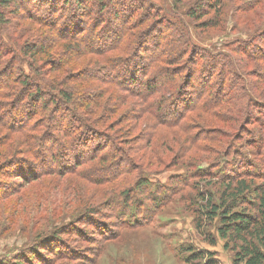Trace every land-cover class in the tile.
<instances>
[{"label": "rangeland", "instance_id": "374dc122", "mask_svg": "<svg viewBox=\"0 0 264 264\" xmlns=\"http://www.w3.org/2000/svg\"><path fill=\"white\" fill-rule=\"evenodd\" d=\"M60 1L63 3L70 1L72 4L76 1L78 16L88 29L94 28L101 17L108 20L107 25L111 32L107 34V37L114 38L118 30L120 34H123L121 43L114 51L101 56L73 54L75 48L73 46L77 43L64 39L55 40L49 28L44 25L47 21L48 6L29 1V4L23 6L7 9L0 7V45H9L6 52L0 48V53L3 52L0 56V74L5 70H10L13 74L8 87L0 92V105L8 104L13 100L12 96L15 97L19 93L20 81L24 79L22 72L28 75L32 69L35 75L42 78L46 84L41 89L43 98L67 88V92H73L76 103L71 105L78 114L85 113L78 106L95 105L93 109L96 111L90 121L94 122L95 129L109 138L110 136L115 137V133L123 127L121 123L117 125L118 127L114 124V128H106L105 120H102L101 124H96V120H100L101 115L105 114L102 108L120 102L118 99L123 96L126 99L124 102L126 105L119 109L128 107L132 98L124 91L110 95L114 89L109 81L103 79L107 75L104 68L109 65L110 60L111 62H123L135 52V49L128 51V45L131 44L135 34L137 35L140 31L135 24L141 14H147L151 10L154 12L153 18L157 19L152 23L153 28L157 29L150 33L151 37L148 39L149 44L152 45H155L153 42L159 41L158 36L161 32H164L160 37L161 45L165 39L169 41L177 36L176 34H173V37L169 36L174 26L189 32L191 41L203 52L208 50L228 56L229 44L235 38L244 36L236 32L230 20L224 27L221 25L207 26L205 22L213 19V12L204 15L201 20L190 19L186 15V10L192 7L196 0H187L178 8L172 4L171 0H134L133 2H140L146 7L145 10L136 11L135 14H131L135 9L133 5L136 4L132 0H105L104 2L111 11H103L101 15H99L95 0ZM222 4L225 10H230L232 4L235 7L238 3L234 0H223ZM83 7L92 8V14H89L88 10L84 12ZM114 7L121 16V19L115 22H113L112 10ZM61 16L67 18V11L57 13L55 18ZM129 18L131 22L126 28L125 22ZM167 20L172 24L168 28L166 24H162ZM175 38L180 40V37ZM35 45L38 49L42 45H51V47L48 52L43 51L46 54L39 55V63L31 65L32 59L25 53L27 51L29 53L30 48ZM135 53L139 56V61L144 57L149 60L151 56L149 50L140 49ZM233 56L239 59L236 61L241 71L239 75H242L245 81L234 80L238 88V96L235 103H232L231 114L222 110H216L209 115L194 112L184 121L188 126H193L191 133L195 134L193 141L196 138L200 139L196 143L199 150L192 147V151L179 158L173 157L174 153L166 151L162 159L153 153L150 154L148 146H144L143 151L136 148L135 146L139 143L135 138L127 145L115 141L111 146L122 150L131 163L122 165L119 169L121 171L112 169V173L105 178L108 179L105 183L93 182L94 178H91L95 175L97 180H101L103 174L98 172V169L110 162L108 160L102 163L99 157L76 169H72V166L73 172L69 175H62L61 171L66 167L65 164L69 166L73 164H70L72 161L67 160V162L60 161L62 163H59L60 167H54L56 174L36 177L35 173L41 169V166H38V169L33 167L38 164L32 163V156L26 154L25 148L28 146L24 143L28 139L30 145L35 142L40 144L38 137L45 130L46 123L43 118L49 109H42L41 103L34 101L36 99L30 98L29 95L28 98L22 100L20 110L17 109L13 114L2 111L5 119L18 115L23 121L27 120L31 127L33 123L34 126L24 133H12L0 122V165L6 160V157L2 160L1 155L6 152L8 155L11 148L16 151L13 157L20 159L19 163L8 167L2 171V174L5 172L18 176L21 173L26 174V167L31 168L30 176L9 175L0 179V264H14V259L17 258L24 260L19 261V264H190L186 259L189 256L187 253L189 248L206 254L207 261L211 259L214 264H233L234 253L224 248L226 240L221 238L218 232L221 228L219 216L209 221L202 213L205 208L203 200L196 197L199 191L213 196L214 201L218 203L224 185L222 182L233 176L243 177L251 185L264 182V86L257 89L258 85L264 84L262 81L264 57L252 61L242 55L234 54ZM140 66L146 67V63L142 61ZM164 66L165 64L161 62L155 63L148 70V74L151 76ZM187 66L190 67V62ZM247 94L250 98H247ZM236 104L238 105L233 107ZM237 108H248L249 114H246L245 118L243 116L237 118L235 115ZM57 112L58 119L61 121L64 113H61V110ZM129 118L130 114L122 112L120 120ZM72 120L70 116L67 117L63 127L72 124ZM139 120L137 124L134 123L136 127L133 132L134 137L137 136L143 124V118ZM244 130L247 131L245 134ZM173 131L172 129L156 130L153 138L161 135L162 141L164 140L162 136L173 137ZM210 131L215 134L216 138L208 140L204 136L203 132ZM49 134H52L56 141L48 138L52 144L44 143L46 150L42 152V156L47 158L48 163H45L47 168H51L52 163L49 161L52 158L58 160L57 158L60 157L57 148L61 149L58 140L63 138V129L55 125L52 133ZM233 136L237 142L234 145L237 154L230 155L231 159L227 161L228 164L217 165L218 163L214 162L228 152L230 146L228 137ZM254 136L259 137L263 143H257ZM33 138H36L35 142ZM66 138L67 135L63 139ZM252 140L256 141L254 146L251 144ZM219 144L225 145L221 148ZM171 148H175V145ZM159 149L162 151V148ZM209 149H213L215 153H207ZM85 154L89 156L93 153L87 151ZM22 161L26 163H21ZM211 163L214 167L209 166ZM197 166L205 169L201 170L202 174H208L207 167H209V172L215 174V177L189 179ZM126 168L129 169L124 172ZM13 171L15 173H12ZM142 175H148L152 183L159 187L157 194L163 193V196L168 199L158 205L147 203L154 211L148 221L143 223L123 221L124 211L118 212L119 208L113 203L119 193L122 194L130 187L133 188L137 177ZM144 189L146 191L139 194L142 201L145 200V194H155L151 193L150 189ZM134 197L135 195H132V198ZM134 200L137 201L138 198ZM139 212V210L135 212L133 208L130 218L136 216L134 217L136 219ZM126 214H129V211H126ZM196 226L200 230L196 229ZM208 238L214 241V245L208 242ZM52 242L60 243L63 251L68 254L67 258L58 259L56 252L53 253L55 255L51 254L54 249ZM207 254L211 255L207 256ZM194 264H205V261Z\"/></svg>", "mask_w": 264, "mask_h": 264}, {"label": "trees", "instance_id": "16d2710c", "mask_svg": "<svg viewBox=\"0 0 264 264\" xmlns=\"http://www.w3.org/2000/svg\"><path fill=\"white\" fill-rule=\"evenodd\" d=\"M29 1L35 4L41 3L48 6L46 12L47 21L44 25L49 28L55 40L64 39L65 41H72L71 43H77V45L73 46L75 47L73 49V54L76 53L83 56L96 54V56H101L114 51L118 48L117 45L121 43L123 34H120L118 30L115 32L116 35L114 38L107 37V34H109L111 30H109L107 25L108 20L103 17L100 18V21L96 23L94 28H86L85 24L78 16L79 12L76 11L78 7V5L75 4L76 1L73 2L74 5L70 1L63 3L60 0H0V7L7 9L8 7L23 6L27 3L29 4ZM104 1L105 0H95V4L99 9V15H101L103 11H111ZM133 1L134 0H132V2ZM185 1L187 2V0H171L172 4L177 8L182 6ZM234 1L238 4L235 7H233L232 4V9L230 10H225V6L222 4L223 0H196L193 3L194 5L186 10V15L194 21L201 20L204 15L213 12V19L205 22L207 26L217 27L221 25L224 27L229 20L234 24L233 27H235L236 32L244 36L235 38L234 41L229 44L228 56L208 50L203 52L199 46L191 41L189 32L174 26L169 36L173 37V34H176L177 36L175 37H180V40H176L175 37L169 41L165 39L161 45L160 37H162L164 33L161 32V35L159 34L158 36L159 41L153 42L155 45L149 44L150 42L148 39L151 37L150 33L157 29L156 27L155 29L153 28L152 23L156 22L157 19H155L156 17L153 18L154 12H151V10L147 14H141V17H138L137 24L135 25H137L140 31L137 35L135 34L131 44L128 45V51L132 49H135V52L140 49L144 51L149 50L151 51L150 59L146 60V57H144L139 61V56L133 52L123 62H111L110 60L109 65L104 68L105 71H107V75L104 76V78L102 77L113 86L114 90L110 95H114V92L120 93L124 91V93L132 98L128 107L119 109V107L126 105L124 103L126 99L123 98V96L118 99L120 102H115L102 108V112H105V114L101 115L102 118H100V120H96V124H101L102 120H105L106 128L109 127V129L122 123L123 129H119V131L115 133V137L110 136L111 138H109L93 127L94 122H91L90 118L95 114L96 110L94 111L93 109L95 105L78 106L80 110L85 111L83 114H78L72 109L73 107L71 105L76 103L74 101V95H72L73 92H67L68 89L63 88L64 90L61 89L54 93V95L50 94L51 96L49 95L43 98L41 89L46 85L44 80L35 75L32 69L29 71L30 73L28 75L22 72V77L24 79L20 81L21 87L19 88V93H17L15 97L12 96L13 100L8 104L0 105V113L3 111L13 114L17 109L20 110L22 107V100L28 98L29 95L30 98L36 99L34 101L41 103L42 109H49L43 118V121L46 123L45 130H43L38 137L40 144L35 142L36 138H33L35 144L33 143L30 145L28 139H26L24 143V145L28 146L25 148L26 154H31L32 157H30L34 165L38 164L33 167L38 169V166H41V169L35 173L36 177L45 174H56L57 172H55L54 167H60V161L67 162V160L72 161L70 164H73L71 166L65 164L66 167L61 171L62 175H69L73 172L72 169H76V167L84 165L99 157V160L103 161L102 163L108 160L110 162L98 169V172L103 174V179L97 180L95 175L91 178H94L93 182L105 183L108 180L105 178L108 174L112 173V169L115 168L119 170L122 165L131 163L127 160L122 150L116 147L113 148L111 144H114L116 141L119 144L127 145L133 138L139 143L135 146L136 148H140V150L143 151L144 146H148V152L150 154L153 153L162 159L165 157L164 153L166 151L174 153L173 157L179 158L185 153L192 151V147L199 150V146L196 143H198L200 139L196 138V142L193 141L195 134H191L193 126H188L184 123V121L189 118H187V116L194 112L209 115V113L216 110L227 111L231 114L230 111L233 110L231 108L232 103H235L238 96V88L234 80L242 82L244 80V77L239 75L240 69L236 63L239 59L233 55H242V57L252 61H257L264 57V0ZM132 2L130 1V3ZM133 3L136 4L133 5ZM133 3L132 5L135 9L131 14H135L136 11L139 12L146 8L140 2ZM83 9L84 12L88 10L89 14H92V8L83 7L82 10ZM115 9V7L112 8L114 17L113 22L117 21V19L118 21L121 19L120 13ZM62 11H67V18L63 17L64 15L55 18L57 13L59 14ZM229 11L231 12L229 13ZM111 22L112 19L110 20V23ZM130 22L131 18L126 20V28L129 26ZM134 22H136V20ZM162 24H166L167 28L172 25L169 20H167V22L164 21ZM50 47L51 45H42L38 49L35 45L33 48H30L29 53L27 51L25 55L30 56L32 59L31 65L39 63V55L46 54L43 51L48 52ZM0 48L2 51L6 52L9 49V45H0ZM2 53L3 52L0 53V56ZM142 61L146 63V67L140 66ZM52 62L53 61H51V63ZM150 62L151 64L149 65ZM159 62L165 64L164 68L160 71H156V73L150 76L148 70L153 67L155 63ZM189 62L191 68L187 66ZM12 75L10 70H5L0 74V92L3 88L8 87ZM262 81L264 82V78ZM37 82L38 84L35 85ZM263 86L264 84L258 85L257 89ZM247 98H250V96L248 95ZM133 99L136 100V102ZM237 105L238 104L233 107ZM7 106H9V108H6ZM69 107L71 108L68 109ZM58 110L64 113V117L61 121L58 119ZM235 111L237 118L240 116L245 118V115L249 114L248 108H237ZM122 112L130 114V118L127 120H120ZM2 113L0 114V122L5 125L9 132L24 133L31 130L34 126L33 123L31 127L27 120L26 122L23 121L21 116L18 115L5 119ZM69 116L73 119L72 124L63 127V123ZM140 118H143V124L137 136L134 137L135 134L133 132L136 128L135 124H137V121H140ZM241 119L242 118H240V120ZM234 120H236V118ZM55 125L63 129V138L65 135H67V138L58 140L61 149L57 148V152L60 154V157L57 158L58 160L52 158L49 161V163H52V166L51 168H47L45 164L48 163L46 161L47 158L42 156V152L46 150L44 143H46V145L52 144L50 142L51 140L48 138L55 139L52 134H49L50 132L52 133ZM190 125H192V123ZM171 129L174 130L173 137L162 136V139H164L162 141L161 135L153 138L154 131ZM246 132V130L243 131L244 134ZM203 133L208 140L216 138L212 131ZM254 139H256L259 144L263 143L257 136ZM228 140L230 145L228 147V152L222 155L223 159H220V156L218 160L214 162L218 163L217 165L222 163L228 164L227 161L229 162L231 159L230 155L237 154V150L234 148V145L237 144L235 137H228ZM256 141L252 140V146H254ZM143 142L144 144L142 145ZM172 145H175V148H171ZM219 145L222 148L225 144ZM159 148H162V151ZM230 149L233 150L232 153ZM87 151L93 154H88L89 156H87V154H85ZM14 152H16L15 149L11 148L8 155L7 152L1 155L2 160L6 157L5 162L0 165L1 180L9 175L21 177L22 173L19 174L20 176L5 172L2 174V171L8 167L15 166V163H19L20 159L13 157ZM209 152L215 153L213 149H209L207 153ZM189 159L190 158H188V160ZM190 161L191 160H189V162ZM21 163H26V161H22ZM21 165L23 167L25 166V164ZM211 165L213 164L211 163L209 166L211 167ZM72 166L73 168L71 169ZM30 169L31 168L26 167V174L22 175L30 176ZM128 169L129 168H126L124 172L128 171ZM209 169L210 168L207 167L208 174H202L203 172H201V170L205 169L197 166L194 173H191L189 179L215 177V174L209 172ZM12 173L15 172L13 171ZM151 180L152 179L149 178L148 175L139 176L133 188L130 187L124 190L122 194H118L113 205L119 208L118 212L124 211V213H122L123 218H125L123 221L130 220L132 223H143L148 221L151 215L154 214V211L149 208L148 204L158 205L167 201L168 198L163 196V193L157 194L159 187L154 185ZM222 183L224 185L222 186L218 203L214 201L213 196L197 191L196 197H200L205 204L204 211H202L203 215H206L209 221L219 216L221 228L218 232L221 238L226 240L224 248L230 249L234 253L233 264H264V182L251 185L245 178L233 176L225 179ZM144 188L150 189V192L155 194H145V200L142 201L139 194L146 191ZM132 195H135L134 198H138V200H134ZM133 208L135 212L136 210L140 211L136 219H134L136 216L130 218ZM126 211H129V214H126ZM196 229L200 230L197 226ZM208 242L214 245V241L209 238ZM52 243H54L52 244V246L54 245V249L51 254L55 255L53 253L56 252V257L58 259H62V257L63 259L67 258L68 254L63 251V247L60 246V243ZM187 253L189 256L186 259L190 264L202 260L205 261V264H214L211 259L207 261L206 254L195 251L192 248L187 249ZM209 255L211 254H207V256ZM19 259L20 258L14 259V264H19V261L23 260Z\"/></svg>", "mask_w": 264, "mask_h": 264}]
</instances>
